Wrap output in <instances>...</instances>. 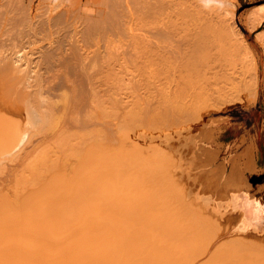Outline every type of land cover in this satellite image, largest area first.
Instances as JSON below:
<instances>
[{
  "label": "bare ground",
  "instance_id": "6f19581e",
  "mask_svg": "<svg viewBox=\"0 0 264 264\" xmlns=\"http://www.w3.org/2000/svg\"><path fill=\"white\" fill-rule=\"evenodd\" d=\"M24 3L0 1V264H193L205 250L199 238L219 222L194 229L173 203L186 188L171 172L180 148L168 137L152 144L154 124L138 110L162 93L179 108L189 98V130L207 101L244 102V88L256 98L259 59L232 21L235 1L104 0L79 20ZM263 20L264 4L245 16L254 29ZM237 45L244 75L228 70ZM207 142L188 133L182 148ZM232 201L245 219H261L264 203L247 189ZM245 246H217L200 264H264L263 249Z\"/></svg>",
  "mask_w": 264,
  "mask_h": 264
},
{
  "label": "rangeland",
  "instance_id": "374dc122",
  "mask_svg": "<svg viewBox=\"0 0 264 264\" xmlns=\"http://www.w3.org/2000/svg\"><path fill=\"white\" fill-rule=\"evenodd\" d=\"M102 1L104 0H99L98 2L97 0H25L24 6H31V5L34 6L35 13L36 11L39 12V10L43 6L41 10H43L44 12L48 14L54 15V13L57 12L58 14L62 15L65 12L64 14L68 13L66 14L68 16H71V17H73V15L75 17L77 16V19L79 20L80 17L83 18L85 17V14H89L86 12H90V10H92L95 14L96 10L98 8L100 9V6L98 7V3ZM234 1H235V4L237 5V8L235 10V17L234 19H232V21L234 20L237 27H239V30L243 32L244 37L247 38V40L250 42L251 47L257 53L258 59H260V64L262 65L263 60H264V46L259 41L257 35L259 34L261 35L264 33V20L260 23L261 25L259 24L258 27L254 29L245 22V16L255 6L264 4V0H234ZM99 5H102V3ZM66 15H64V17ZM89 15H93V14H89ZM84 19H82V21ZM236 47L237 49L236 51L232 53V56H236V58L237 56L239 57L247 56L246 55L247 52H245L246 50L243 47H241V45H237ZM242 57H241L242 60L239 58L238 59L235 58L236 60L232 58L233 62L236 61L235 62L236 65L237 63L240 62L238 64L240 66L235 65L236 68L235 66L233 68L229 66L228 68L229 72H231L230 70H232L233 72L235 69L236 70L235 72L239 73V70L243 68V62H244L243 59H245V57L244 58ZM237 60H241V61L237 62ZM245 61L247 60L245 59ZM243 70L246 71V69L244 68ZM244 72L242 71L241 73L243 74ZM238 73L237 74L235 73L237 77L239 76ZM241 73H240V76L236 78L237 82L241 78L245 77V76L243 77L244 74L241 75ZM261 73H262V69H261ZM247 75H248V72H247ZM261 77H262V74H261ZM244 90L245 88L243 90L240 89V92L243 94L242 95L241 93H239L241 94V97L245 99L246 97L250 95V97L246 98L244 102L243 101L234 102V103H229V104L219 107L217 106V104L215 106V103L209 104L207 101V104H205L204 106H208V107L207 109L202 110V115L193 116L190 119V123L191 122L192 123L190 124L189 130L186 129L187 125H185V123L182 122L183 120L190 117L189 108H190L191 102L189 101H193V100L189 98L184 99L188 102L187 107L179 108V107H175L177 103H180L177 97L167 102L166 101L167 97L165 96L166 94L162 93L157 97L151 96L149 99L143 100L142 102L144 101H147V102H145L144 104L142 103L141 106H139L140 110L138 111H139V116H142V124H148V125L154 124L152 126H154V128L156 129L155 130L152 127L148 128V132H150V134L154 133V135L156 136V140H154L152 144H160L162 142L161 137L163 138L168 137L170 138L169 142H173V144H175V147L180 148V150L176 154L177 166L175 169L172 168L171 172L172 174L173 173L175 174V175L173 174V176L178 178L180 185H182L183 182L184 183L186 182L183 185L187 189L183 188L184 186H181L184 190V195H178L179 199H177V196H173L175 194L172 193L173 195L171 194L170 196H173L172 198L173 203H175L176 206L178 207L180 206L181 209H183L182 207L186 208L182 210L183 215L185 216V218H187V220H189V222L192 224L194 229L207 226L206 222L207 223L210 222L207 220L208 217L212 218L210 219L213 221V223L210 222L211 226L214 225V222L215 223L219 222L218 224H216L218 226L214 225L212 228V230H214L212 232L214 233H212L211 231L209 232L207 230H204L206 231L204 232L205 233L204 235V233H199L198 231H196L198 234L204 235L203 237H200V238L198 237L197 233H194V235L197 234L196 237L201 239L200 242H202V246L205 249L203 250L200 257H198L197 260L194 261L195 264H197L198 262H199L198 264H200L202 261H204L205 257L207 258L210 256V253L213 254L217 246L221 247L227 243H230L232 241L239 240V239L246 243L245 248L249 253L252 250L253 252L254 250L256 251V249L254 248H258V250L260 251L264 250V211L262 213L261 219L256 218L255 221L250 222L249 220L243 217L239 209H235L234 203L232 201L233 194L239 192L241 189H247L249 192L253 194V196L257 197L260 200H263L261 197L264 195L263 188H260L261 186H259V184L264 182V175L259 176L258 174L254 173V171L257 170L255 168V157H256L257 150H256V143L254 139L257 138L259 135L260 139L262 140L261 144L264 145V132L261 131V128L264 126V110H262L260 108V105L258 104L259 97L262 100L264 99V89L262 86V81L260 82V87H258L257 89L256 98H252L254 97V95H252L251 97L250 92H248V90L247 91H244ZM250 98H252V100ZM198 99L199 98H197V100ZM195 102L196 104L194 105H197V103L200 104L199 101H195ZM196 117L198 118L200 117V118L198 119ZM167 127H170V128H167ZM163 128H166V129L163 130ZM188 133L191 134L194 140L203 139L207 141L208 139V142L212 143V146H208L207 145L208 142H207L206 144L204 143L201 144L203 146L200 145L198 147H194L195 150L192 149L193 151L186 150L185 147L182 148V144L185 143V138L188 135ZM176 142H177V146H176ZM149 144H150L149 142L146 143V145H149ZM247 145L251 147L250 151L246 150ZM166 148L169 149L168 147ZM69 162H72V161H69ZM245 165L247 166L245 167ZM67 169L70 170L69 168ZM67 173H70V171H68ZM229 177H232L233 181H232V178H230V181L229 179L227 180V178ZM241 178H244V179H241ZM237 181L238 183L242 181L239 184L240 186L237 185L238 183H236L238 187L234 185L235 182ZM244 181H247V182H244ZM166 186L167 185H164L163 187L166 188ZM173 187L174 186L171 185L170 188H173ZM229 187L232 189H230ZM233 188L235 189V191L233 190ZM173 191L175 190L173 189ZM224 195L226 196V198ZM197 196L199 197L197 198ZM218 199L220 200V202L215 203V201L217 202ZM188 200L190 201L188 202ZM190 202L192 203L190 204ZM221 203L224 205H222ZM214 205H217V207L220 209H216L217 207ZM176 206L174 205L175 208H177ZM191 209L192 210L195 209V211H197V212H192V215H195V217L197 218H192L193 216L191 214L190 215L192 217H190L188 213L189 211H192ZM184 210L188 211V213L185 212ZM208 210H209V213L207 212ZM234 210L237 212H235ZM216 214L219 218L216 217ZM239 214H241L242 216H240ZM184 216H182L183 220L185 219ZM198 217H202V218H200L197 221ZM228 217L230 218L227 219ZM214 218L216 219V221H214ZM192 219L193 220L195 219L194 221L196 223ZM202 219H205V222ZM189 222H186L185 224L187 225ZM190 223L188 225H190ZM204 223L205 225H203ZM195 225H197V227H195ZM192 226L190 225L191 228L187 226L190 230H188V228L185 226V228L188 230V233L193 232L191 230ZM215 227H218L221 230L220 231L219 229L216 230ZM201 230L203 231V229H200L199 231ZM215 231H219L220 233L215 232ZM210 233H212L210 235L211 237L209 236ZM215 233L218 236V237L215 236L216 239L213 237ZM198 238H196V240H198ZM221 242L222 243L224 242L225 244L220 246ZM252 245H255V247H253ZM262 254H264V252ZM201 258L203 260H201ZM206 258L205 260L207 261L210 259V258L208 259ZM259 259L264 260V255H262Z\"/></svg>",
  "mask_w": 264,
  "mask_h": 264
},
{
  "label": "crops",
  "instance_id": "0c3cea01",
  "mask_svg": "<svg viewBox=\"0 0 264 264\" xmlns=\"http://www.w3.org/2000/svg\"><path fill=\"white\" fill-rule=\"evenodd\" d=\"M259 70H260V78H259V85L258 87H260V82L262 81V86L264 89V73H263V69H264V60L262 65L260 64V59H259ZM261 69H262V73H261ZM262 74V77H261ZM258 104L260 105V108L262 110H264V99H258ZM261 131L264 132V126L261 128ZM255 143H256V157H255V168L257 169L256 171H254V173L258 174L259 176L264 175V145L261 144L262 140L260 139V136L258 135L257 138L254 139ZM247 147L250 148L251 147L249 145H247ZM259 186H261L260 188H263L264 191V182L259 184ZM263 200H261L264 203V195L261 197Z\"/></svg>",
  "mask_w": 264,
  "mask_h": 264
}]
</instances>
